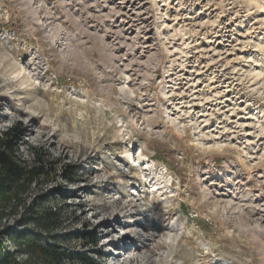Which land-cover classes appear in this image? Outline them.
I'll list each match as a JSON object with an SVG mask.
<instances>
[{
  "label": "rangeland",
  "instance_id": "obj_1",
  "mask_svg": "<svg viewBox=\"0 0 264 264\" xmlns=\"http://www.w3.org/2000/svg\"><path fill=\"white\" fill-rule=\"evenodd\" d=\"M15 125L46 173L12 236L99 264H264V0H0Z\"/></svg>",
  "mask_w": 264,
  "mask_h": 264
},
{
  "label": "trees",
  "instance_id": "obj_2",
  "mask_svg": "<svg viewBox=\"0 0 264 264\" xmlns=\"http://www.w3.org/2000/svg\"><path fill=\"white\" fill-rule=\"evenodd\" d=\"M19 127L15 125L0 131V222L14 215L21 205L22 194L46 173L42 166L30 167L18 157L22 137ZM47 218L46 215L30 216L28 221L46 229ZM46 243L42 245L40 237L34 233L12 236L0 227V264H39L40 261L64 264L66 258L76 259L80 264H99L86 252H63L54 239ZM87 243L93 246L96 240L87 238Z\"/></svg>",
  "mask_w": 264,
  "mask_h": 264
},
{
  "label": "bare ground",
  "instance_id": "obj_3",
  "mask_svg": "<svg viewBox=\"0 0 264 264\" xmlns=\"http://www.w3.org/2000/svg\"><path fill=\"white\" fill-rule=\"evenodd\" d=\"M25 2V1H24ZM36 21V20H35ZM37 22V21H36ZM58 37V36H57ZM89 37V36H88ZM59 38V37H58ZM56 40V39H55ZM58 42V41H57ZM80 50V49H79ZM72 55V54H71ZM76 58H79L78 56H76ZM80 61V60H79ZM87 69V68H86ZM28 111V110H27ZM251 217V216H250ZM131 219V218H130ZM247 219V218H246ZM253 220V219H252ZM137 223L136 221L133 222V224ZM106 224H108V226H112L110 222H107ZM104 225V224H103ZM146 225V224H145ZM147 226V225H146ZM180 227L183 226V223L181 222ZM107 229V227H106ZM255 229V228H254ZM147 230V229H146ZM256 230V229H255ZM173 231V234H169L165 237H160L159 241H158V244L161 246V247H164L166 250H168L169 252H172V250L174 249V247L178 246V241H179V238H180V231H182V229L180 230H177L176 232L174 230H171ZM254 231V230H253ZM252 231V233H253ZM258 231V230H257ZM175 232V233H174ZM248 232V231H247ZM185 235L187 234V232H183ZM257 233V232H256ZM147 234V237H149L150 239L149 240H152V234L153 233H146ZM254 234V233H253ZM258 234V233H257ZM257 236V235H256ZM262 236H263V232H262ZM124 237L121 236L117 239V242H120V241H123ZM259 238V237H258ZM127 239V238H126ZM148 239V238H147ZM133 240V239H132ZM156 240V239H155ZM146 241V240H144ZM140 242V240H139ZM157 242V241H156ZM143 243V242H142ZM189 243V242H188ZM262 243V242H261ZM260 243V244H261ZM159 245H157V247H159ZM190 245V244H189ZM127 250V249H126ZM154 250V249H153ZM157 250V249H156ZM118 251V250H117ZM120 252V250H119ZM125 252V251H124ZM167 252V251H166ZM263 252V251H262ZM122 253V252H121ZM164 253V252H163ZM264 253V252H263ZM171 256V255H170ZM119 257V256H118ZM219 264H230L229 262H225V261H219Z\"/></svg>",
  "mask_w": 264,
  "mask_h": 264
}]
</instances>
